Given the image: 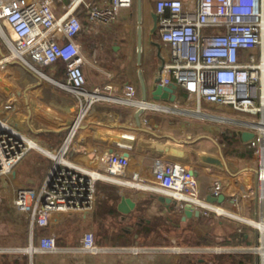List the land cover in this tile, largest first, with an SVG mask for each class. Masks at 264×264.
<instances>
[{
    "label": "built area",
    "instance_id": "1",
    "mask_svg": "<svg viewBox=\"0 0 264 264\" xmlns=\"http://www.w3.org/2000/svg\"><path fill=\"white\" fill-rule=\"evenodd\" d=\"M134 6L135 0H0V34L6 45V49L0 46V74H14L23 66L45 76L41 67H55L62 62L66 77L54 81L71 91L78 105L72 118L54 123L66 129L62 141L51 149L39 145L0 114V176L14 173L32 147L41 149L50 158L40 186L21 185L13 202L28 220V242L14 248L27 256L28 264H35L38 252L60 249L53 233L36 239L37 229L49 226L55 213L92 210L99 180L169 196L175 211L183 212L189 204L201 215L234 216L262 230L257 223L264 218V0H155L152 16L148 18L149 30L158 34L169 51L158 69L161 83H176L199 101L259 114L257 119L242 122L255 132L247 140L248 147L253 149L255 184H250L246 195L257 196L262 218L247 219L217 201H208L201 194L197 174L183 158L185 151L176 147L171 148V153H155L151 157L150 177L139 171L131 172L129 157L120 149L102 153L94 166L72 159L77 135L94 104L101 99L134 104L143 109V114L176 109V105L167 101L137 97L136 85L130 78L120 96L106 93L110 84L93 89L86 86L84 65L90 60L77 39L84 28L80 11L94 25H109L122 9ZM145 20L143 16L138 18L140 25L146 24ZM14 104L12 98L8 99L5 109L12 110ZM142 122L148 124L150 120L143 115ZM113 144L120 145L118 140ZM222 193L223 182L215 180L210 194ZM259 242L252 249L264 260V251L259 250L264 247L263 230ZM81 249L97 253L103 248L96 243L94 233L87 231ZM178 249L197 263L200 252H223L226 248Z\"/></svg>",
    "mask_w": 264,
    "mask_h": 264
},
{
    "label": "crops",
    "instance_id": "2",
    "mask_svg": "<svg viewBox=\"0 0 264 264\" xmlns=\"http://www.w3.org/2000/svg\"><path fill=\"white\" fill-rule=\"evenodd\" d=\"M154 3L155 0H142L141 14L146 19V24L144 25H140L138 21V0H135L133 8L122 9L117 19L109 25H94L85 18V13L80 11L84 28L77 36V39L90 60L84 65L88 88L93 89L97 86L103 87L106 84H110L111 88L107 89L106 93L120 96L122 95V87L128 78L135 83L137 97L139 98H143V80L151 88L157 77L159 66L169 55L168 49L163 45L158 34L151 32L148 28V18L152 16ZM140 27L143 34L141 59L138 56V29ZM153 41L160 43L161 56L158 55L157 46ZM19 71L17 74L12 72L9 74L7 72V74L9 78L16 77L20 80L17 81L18 87L16 89L20 101L11 91L10 85L4 87L0 84L2 88L4 87V93L0 92V97L2 98L0 114L18 128L20 122L17 120L13 121V115H19V113L17 114L19 111L27 114L22 121H27L28 128L32 130V133H28V135L34 138L39 145H43L42 142L46 141L43 136L44 132H60L59 142L51 145L55 147L62 141L66 126L61 128L54 123L60 124L63 118L66 120L72 118L77 111L78 105L75 99L70 104L68 102L69 96L66 99V103H69H67L66 111L51 113V109H53L51 107L40 111L44 109L42 104L47 103L43 100V96H39L41 93L44 94L46 89L43 83L46 77V79L51 80L60 87L54 79L61 81L65 79L64 64L62 63L60 67H51L50 74L45 72V76L23 66L20 67ZM178 92L179 88L177 90V100L175 102L167 101V103L176 105V109L179 110L185 97L179 95ZM10 98L15 101V104L14 108L8 111L5 110V103ZM20 104L22 105L20 106ZM35 110L39 111V113H35ZM138 110V107L134 104L113 101L108 98L97 101L77 135L71 150L72 159L86 166H94L102 153L110 152L112 149H120L129 157V169L131 172L139 171L141 175L150 177L152 176L151 157L155 153H168L170 150L172 151V147H176L185 151L183 152V158L188 160L189 165L197 174L202 195L206 197L210 195L214 181L221 180L223 182L222 194H224L225 198L223 201H217L218 203L244 218H262L259 213L260 206L257 196L246 195L250 184H255L253 154L240 156L219 150L216 153H202L197 157V160L193 161L192 157L188 156L185 148L180 145H168L164 141V139L169 138L175 139V142L187 143L185 139L179 140L172 135L163 133L158 124H156V119L149 112L141 113L140 119L137 120L136 113ZM51 115L55 119L50 118L49 116ZM143 115L149 118L150 122L148 124L142 122ZM247 120L252 119H240V121ZM246 130L253 131V129L248 126L241 130L242 141L247 143L242 137L243 132ZM22 131L26 133L24 130ZM187 137L190 136L187 135ZM114 140H118L120 145L113 144ZM209 142V144L213 145L215 140L212 139ZM246 146L248 147L247 144ZM28 155L29 153L23 160ZM23 160L17 166L16 171L11 174L15 180L11 200L5 207L0 206V264H16L15 260L19 261V264H28L27 256L16 252L14 249L24 246L28 242V220L15 209L13 202L17 189L21 185L40 186L50 161L40 164L38 170H36V166L31 170L29 168H21ZM103 182L116 184L120 195L117 200L110 198L106 194L100 185ZM124 195L130 197L136 203V206L129 208L130 211L128 212L122 211L118 206ZM164 196L166 195L142 188H133L108 180H99L97 184V200L92 210L55 213L51 216L49 226L37 229L36 239L43 234L53 233L57 236L60 249L54 252H38L35 255V264H209V258L212 254H215L214 251L200 252L198 254L199 260L196 263L194 260H189L188 254L181 250L179 251L178 247L212 248L220 246L226 248L222 253H247L260 241L262 230L257 225L234 216H217L214 213H210L206 216H193L183 220L182 216L184 213L175 211L173 204L168 205ZM123 209L126 210L127 206ZM103 216H107L108 221L113 216H119L122 222L125 219L132 220L134 218L135 229L131 226L129 230L125 229L129 237L132 235L134 237H154L164 234V237L170 238L172 244L158 243L138 245L132 248L101 246L103 249L97 253L82 250L81 245L84 233L75 236L71 230L72 225L76 222L82 225L94 224L93 226L96 227L98 225L97 219ZM94 217H97L96 220ZM175 219L178 221H175ZM205 219L209 221L210 219L215 220L216 226L205 224ZM153 221L156 223L155 225H152ZM187 223L197 224L195 226L198 228L199 233L206 234L201 238V243L186 246V244L181 242V230ZM261 223L263 224L264 222ZM146 225L153 226V228L147 231ZM213 230L217 241H213L212 236L214 235L211 234ZM250 243L255 244V246L248 247L245 245ZM249 254V260L245 264H259L260 261L264 264V260L259 254L256 256L252 252Z\"/></svg>",
    "mask_w": 264,
    "mask_h": 264
},
{
    "label": "rangeland",
    "instance_id": "3",
    "mask_svg": "<svg viewBox=\"0 0 264 264\" xmlns=\"http://www.w3.org/2000/svg\"><path fill=\"white\" fill-rule=\"evenodd\" d=\"M0 46L3 49H6L5 40L3 36L0 34ZM62 63H58L55 66L60 67ZM43 71L50 74V66H43ZM20 67L16 69V73H19ZM44 79V78H43ZM51 79H53L51 77ZM17 81H20L16 77H10L7 74V72H2L0 74V84H2L4 87H7V85L11 86V91L15 96H17L16 89L18 87ZM44 85L46 86V89L44 91V94L41 93L39 97L43 96V100L47 104H42L43 108L40 111L47 110L48 107H51V113L53 112H62L67 110V103L70 104L73 103V100L75 98L74 94L67 90L58 87L55 83H53L49 79H44L43 81ZM88 87V85L86 84ZM4 87L2 88L0 86V92L4 93ZM7 92V91H6ZM70 96V97H69ZM74 96V97H73ZM3 97V96H2ZM70 98L69 101L66 103V99ZM4 98V97H3ZM18 99V96L16 97ZM42 99V98H41ZM2 98L0 97V102ZM19 100V99H18ZM20 101V100H19ZM40 102V101H39ZM41 103V102H40ZM68 103V104H69ZM22 104H20L21 106ZM38 109H40L38 107ZM6 110V109H5ZM19 111V110H18ZM37 110H35V113ZM19 115H13V121H19L20 126L19 129L24 130L27 134L32 133L31 129L27 126V121L23 122L24 116L27 114H23V112H17ZM39 113V111L37 112ZM46 113V112H45ZM149 114H151L156 119V124H158L159 128L162 130L163 133H167L169 135H172L173 137L181 140L185 139L188 141L187 143L182 142H175V139H164L165 142L168 143V145H180L181 147L185 148L187 150L188 156L192 157L193 161L198 159L197 157L200 156V154H205L207 152L216 153L217 151L221 150L222 152H225V147H228V139L227 137H230L231 135H234L235 138L240 137L241 130L245 129L247 126L244 124L240 119H257L259 117V114H251L247 112H239L236 111L228 106H220L215 103H210L205 100H198L197 98L190 96L188 98H185L183 103L181 104V109H175L173 111H149ZM64 115V114H63ZM68 118V116H66ZM226 118V119H225ZM236 119H239L238 121ZM12 121V119H11ZM189 135L190 137H187ZM46 138V141L42 142L43 145L41 146L45 148L51 149V145L59 142L61 133L58 131H54L51 134H44L43 135ZM212 139L215 140L214 144H209V141H212ZM202 141V142H201ZM236 147L241 149H244L241 144L236 143ZM228 153V152H225ZM37 161L43 162H49L50 158L47 156V154L42 151L41 149L37 147H32V149L29 152V155L25 160H23L22 169H31L35 168V166L38 165ZM42 168V167H41ZM7 176V177H6ZM0 177V206H6L9 204L11 200V196L13 193V186L15 184V180L12 177L11 174ZM15 187V186H14ZM96 216V215H93ZM99 216V215H97ZM109 216V215H108ZM112 216V215H111ZM127 216H135V215H127ZM151 216V215H150ZM154 216V215H152ZM156 216H163V215H156ZM97 217H94L96 220ZM119 220L120 217H112L110 220ZM208 219H205V224L214 225L216 226V222L213 219H210V221H206ZM98 221V219H97ZM119 221H117L119 223ZM135 219L127 220L125 219L123 222L120 221L118 228H124L129 230L130 226L135 229L134 222ZM175 221H178L175 219ZM98 225L94 227L91 225H82L78 223H74L71 227V230L73 231V234L75 236H79L82 233H85L87 231H92L95 235L96 243L99 246L105 247V246H120V247H137L138 245H151V244H172L170 238L164 237V234H160V236H138L134 237L133 235L130 236L132 244L131 245H123L125 243V238L119 239L115 237L114 235H111L114 231L113 228L110 227L105 230L100 225V222H97ZM245 224V223H244ZM197 225V224H195ZM194 225V223H187L183 226V229L181 230V242L183 244L187 245H196L201 243V238H203L205 235L203 233H199L198 228ZM259 225V224H258ZM245 226H247L245 224ZM166 228V227H164ZM262 228V227H261ZM212 229V228H211ZM165 230V229H164ZM263 230V229H262ZM264 231V230H263ZM166 233V231H164ZM211 234L214 235V230L211 231ZM213 241H217V238L214 236ZM214 244V243H213ZM260 242H258V245ZM246 246L254 247L255 244H245ZM250 252L245 253L246 254V261L249 260V253H253L255 256L258 254L256 250L252 249L249 250ZM262 252V251H261ZM219 253L222 252H215V254H212L210 256L209 264H216V257H218ZM263 262V261H262ZM223 264H230L227 262H224ZM259 264H262L261 261Z\"/></svg>",
    "mask_w": 264,
    "mask_h": 264
},
{
    "label": "water",
    "instance_id": "4",
    "mask_svg": "<svg viewBox=\"0 0 264 264\" xmlns=\"http://www.w3.org/2000/svg\"><path fill=\"white\" fill-rule=\"evenodd\" d=\"M138 10H139V18L142 17L141 11H142V0H138ZM153 43L157 46V52L158 55L161 56L160 52V43L153 41ZM143 52V34H142V28L140 27L138 29V56L141 59ZM143 86V99L147 100L149 98H152L154 100H164L168 102H175L177 100V90L178 85L176 83L170 82L168 84H163L160 82L159 77L155 78L154 83L152 84L151 88H149L145 82V80L142 81ZM143 112L142 108H139V110L136 113L137 120L140 119V115ZM255 136L254 131L246 130L243 132L242 137L245 141L249 140L250 138H253ZM225 198L224 194H220L219 196L214 195H208L207 200L214 202V201H223ZM164 199L167 201L168 205H171L172 198L169 196H164ZM119 209H121L124 212L130 211L129 208H134L136 206V203L134 200H132L130 197L123 196L121 199V202L118 204ZM127 206V209L124 210L123 208ZM183 220L196 216L201 217L200 211L195 210L193 211L191 205L187 204L184 207L183 210Z\"/></svg>",
    "mask_w": 264,
    "mask_h": 264
},
{
    "label": "trees",
    "instance_id": "5",
    "mask_svg": "<svg viewBox=\"0 0 264 264\" xmlns=\"http://www.w3.org/2000/svg\"><path fill=\"white\" fill-rule=\"evenodd\" d=\"M179 95L184 96L185 98L189 96L188 92H186L184 89H182L181 87L179 88ZM51 134L53 133L52 131H46L44 132V134ZM228 141V147H225V152H228L230 154H235V155H240V156H249L253 154V149L249 148L246 146V142L242 141L241 136L239 138H235L234 135H231L230 137H227ZM236 143H239L242 145V147L244 149L239 150V146L236 147ZM38 165L36 166V170H38L40 164H42V161H37ZM99 182V181H98ZM98 184V183H97ZM101 187L103 188V190L106 192V194L110 197L113 198L114 200H117L120 195L117 191V186L116 184H112V183H108V182H103L100 183ZM107 216H103L100 217V219H98V221L100 222V225L102 226V228H105L108 230L111 228H113V233L111 235H114L115 237L122 239L125 238V243H123V245H131L132 241L131 238L126 234L125 229L124 228H118V225L120 223L119 220H109L106 218ZM113 217H117V216H113ZM126 218V217H124ZM119 221V223L117 222ZM156 223L153 221L152 225H155ZM153 228V226L150 225H146V230L150 231ZM96 240V239H95ZM218 259H216V264H223L224 262L230 263V264H245L246 263V254L245 253H231V252H224V253H219L218 257H216ZM16 264H19V261L15 260ZM27 263V262H26Z\"/></svg>",
    "mask_w": 264,
    "mask_h": 264
},
{
    "label": "bare ground",
    "instance_id": "6",
    "mask_svg": "<svg viewBox=\"0 0 264 264\" xmlns=\"http://www.w3.org/2000/svg\"><path fill=\"white\" fill-rule=\"evenodd\" d=\"M50 118H52V119H55V117L53 116V115H51V116H49ZM263 128H264V126H263ZM33 145H35V143L33 142L32 143ZM264 157V156H263ZM261 222H263V221H261ZM261 222H258L257 224H259L261 227H263V229H264V223L262 224ZM259 250L260 251H264V247L263 246H261V247H259Z\"/></svg>",
    "mask_w": 264,
    "mask_h": 264
}]
</instances>
